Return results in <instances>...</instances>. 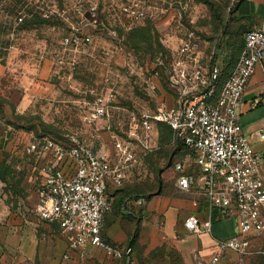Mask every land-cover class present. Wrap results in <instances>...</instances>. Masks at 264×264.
Returning <instances> with one entry per match:
<instances>
[{
	"label": "rangeland",
	"instance_id": "1",
	"mask_svg": "<svg viewBox=\"0 0 264 264\" xmlns=\"http://www.w3.org/2000/svg\"><path fill=\"white\" fill-rule=\"evenodd\" d=\"M236 1L0 0V264L17 262L4 247L34 226L29 222L61 237L57 225L33 210L44 137L76 131L93 138L79 108L108 88L115 119L123 121L133 111L171 103L173 63L184 44H198L209 63ZM21 12L25 20L16 23ZM10 27L17 28L15 38ZM73 36L78 41L67 42ZM185 154L174 130L162 124L141 173L128 183L138 192H159L162 173L174 179L178 161L187 168Z\"/></svg>",
	"mask_w": 264,
	"mask_h": 264
},
{
	"label": "built area",
	"instance_id": "2",
	"mask_svg": "<svg viewBox=\"0 0 264 264\" xmlns=\"http://www.w3.org/2000/svg\"><path fill=\"white\" fill-rule=\"evenodd\" d=\"M24 20L21 12L16 23ZM10 29L15 38L17 28ZM66 40L77 42L78 38ZM197 45L184 44L171 73L176 95L171 103L159 104L157 111H133L125 121L114 122L118 106L110 88L82 104L85 125L101 132L98 128L103 124L108 131L107 140L98 133L99 148L76 131L63 138L46 136L40 143L33 210L38 218L61 228L71 250L93 246L118 258L131 253L130 247L122 248L103 236L105 216L113 206L109 183L122 186L143 165L156 146L158 124L167 123L183 144L186 160L204 176L208 214L202 218L190 213L186 228L193 233L210 232L215 218L232 214L238 218L237 233L220 240L217 252L196 264H221L229 250L241 257L264 254V248L256 247L250 238L264 232V151L254 149L237 111L250 77L264 62V21L246 32L239 59L223 84L220 65L205 63ZM260 102L264 103V91L253 104ZM176 169L177 183L189 190L193 177L184 162H177Z\"/></svg>",
	"mask_w": 264,
	"mask_h": 264
},
{
	"label": "crops",
	"instance_id": "3",
	"mask_svg": "<svg viewBox=\"0 0 264 264\" xmlns=\"http://www.w3.org/2000/svg\"><path fill=\"white\" fill-rule=\"evenodd\" d=\"M263 21L264 0L236 1L226 30L215 43V54L210 61L220 65L223 79L229 76L239 59L246 32L260 26ZM204 55L203 51V61ZM263 91L264 62L257 65L237 105L238 120L257 151H264V138H261L264 136V103L253 102ZM98 129L101 132L95 129L93 138L83 137L96 148L101 146L98 133L105 140L109 138L103 124ZM185 170L193 177L189 190L179 186L177 176L172 179L162 173L163 182L159 192H138L137 187L128 182L141 173V167L132 171L122 186L109 183L113 206L105 216L103 236L122 248L130 247L131 253L124 257H112L103 249L93 246L83 251L71 250L62 230L61 237L43 231L35 220L29 222L34 224L31 229L19 230L17 235H12L14 238L10 236L11 244H5V253L18 257L17 262L12 264H36L38 261L44 264H196L199 260H209L217 252L220 240L237 233L238 218L236 214L223 219L215 218L210 232H190L185 226V219L190 213L205 218L208 200L202 189L204 176L199 168L188 161ZM140 198L144 203L138 202ZM250 238L256 247L264 248V232L251 234ZM261 255L264 256L241 257L229 250L221 264H259L257 258Z\"/></svg>",
	"mask_w": 264,
	"mask_h": 264
},
{
	"label": "trees",
	"instance_id": "4",
	"mask_svg": "<svg viewBox=\"0 0 264 264\" xmlns=\"http://www.w3.org/2000/svg\"><path fill=\"white\" fill-rule=\"evenodd\" d=\"M226 79H223L222 77H221V84H223V82L225 81ZM175 95H176V93H175ZM173 97H175V96H172V98ZM172 102V101H171ZM162 124H167V123H159L158 124V129H159V127L162 125ZM169 127H170V125L169 124H167ZM110 194V193H109ZM111 196V195H110ZM57 225V224H56ZM58 226V225H57ZM59 227V226H58Z\"/></svg>",
	"mask_w": 264,
	"mask_h": 264
}]
</instances>
